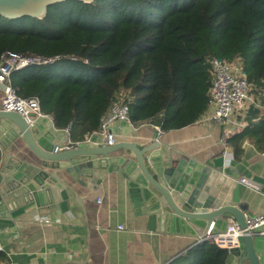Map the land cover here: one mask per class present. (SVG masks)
Wrapping results in <instances>:
<instances>
[{
  "label": "trees",
  "instance_id": "trees-1",
  "mask_svg": "<svg viewBox=\"0 0 264 264\" xmlns=\"http://www.w3.org/2000/svg\"><path fill=\"white\" fill-rule=\"evenodd\" d=\"M5 51L59 57L11 76L58 128L77 127L84 139L123 101L133 123L167 131L207 111L214 57L239 62L253 92L264 87V0H66L41 18L0 15ZM227 255L202 241L182 264H225Z\"/></svg>",
  "mask_w": 264,
  "mask_h": 264
},
{
  "label": "crops",
  "instance_id": "crops-1",
  "mask_svg": "<svg viewBox=\"0 0 264 264\" xmlns=\"http://www.w3.org/2000/svg\"><path fill=\"white\" fill-rule=\"evenodd\" d=\"M252 95L244 127L230 129L217 120H197L164 131L157 122H127L119 127L116 141L143 146L160 138L189 161L216 170L215 181H238L247 213L260 214L264 212V87ZM2 96L0 87V109ZM59 129L68 132L72 142L82 139L77 127ZM21 143L20 149L11 144L7 152L17 160L35 157ZM59 174L60 187L56 191L52 186L40 204L0 208V264H182L201 239L178 227L161 228L157 223L149 228L148 217L139 213L127 178L119 172L109 173L95 191L65 169ZM232 221L216 218L214 229ZM254 246L264 264V235L254 236Z\"/></svg>",
  "mask_w": 264,
  "mask_h": 264
},
{
  "label": "water",
  "instance_id": "water-1",
  "mask_svg": "<svg viewBox=\"0 0 264 264\" xmlns=\"http://www.w3.org/2000/svg\"><path fill=\"white\" fill-rule=\"evenodd\" d=\"M64 1L0 0V15L8 19L24 15L41 18L50 6ZM0 87L5 86L0 83ZM35 124L28 125L17 112L0 109V151L4 158L0 166V208L40 204L43 194L60 187L59 170L65 169L93 191L109 173L122 174L139 213L148 217L149 228L159 223L161 228L178 227L205 237L216 218L234 219L245 227L246 217L254 216L247 213L238 181H215L216 170L202 162L189 161V156L160 138L143 146L128 141L106 145L98 134L72 142L68 132L48 117L36 118ZM126 124L119 121L115 134ZM22 141L35 157L17 160L7 152L11 144L20 149ZM67 143H73V147L63 149ZM24 164L30 170L23 169ZM254 236H241L240 244L228 249L225 264H260Z\"/></svg>",
  "mask_w": 264,
  "mask_h": 264
},
{
  "label": "built area",
  "instance_id": "built-area-1",
  "mask_svg": "<svg viewBox=\"0 0 264 264\" xmlns=\"http://www.w3.org/2000/svg\"><path fill=\"white\" fill-rule=\"evenodd\" d=\"M59 57H45L36 54H21L5 51L0 56V83L4 84L1 109L19 113L28 125H32L38 117L53 116L42 111L38 96L24 97L18 94L12 84L14 72L32 65H46L55 62ZM212 85L209 90V106L199 121H220L230 129L244 127L248 106L254 103L252 87L248 76L239 62H229L217 57L212 58ZM130 105L123 101L113 103L109 112L101 120L100 129L92 134L102 137L106 145L116 143V134L112 126L119 121L132 123ZM91 134V135H92ZM90 135V136H91ZM89 136V137H90ZM73 143H67L63 149H70ZM49 222V219H45ZM213 221L206 231V236L199 242L211 241L221 248L230 249L240 244V237L245 234L264 235V212L246 217V226L242 227L235 220L230 222L225 230H216ZM0 250L2 248L0 247Z\"/></svg>",
  "mask_w": 264,
  "mask_h": 264
}]
</instances>
